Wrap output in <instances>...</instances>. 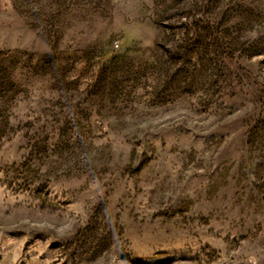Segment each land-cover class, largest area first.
<instances>
[{
	"label": "rangeland",
	"instance_id": "rangeland-1",
	"mask_svg": "<svg viewBox=\"0 0 264 264\" xmlns=\"http://www.w3.org/2000/svg\"><path fill=\"white\" fill-rule=\"evenodd\" d=\"M0 264H264V0H0Z\"/></svg>",
	"mask_w": 264,
	"mask_h": 264
}]
</instances>
